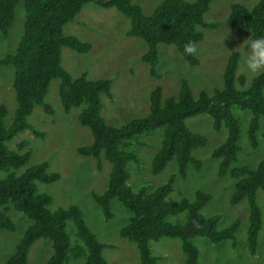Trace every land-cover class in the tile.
I'll return each mask as SVG.
<instances>
[{"label": "trees", "instance_id": "trees-1", "mask_svg": "<svg viewBox=\"0 0 264 264\" xmlns=\"http://www.w3.org/2000/svg\"><path fill=\"white\" fill-rule=\"evenodd\" d=\"M20 1L0 0V33L5 38L14 23ZM213 1L162 0L148 15L133 0H24L25 20L20 40L13 52L0 57V67L13 66L12 86L17 103L10 124L5 123L6 106L0 105V229L15 230L14 220L8 214L11 208L23 213L32 223L4 264H28L29 252L34 242L41 238L50 239L52 247V254L43 264H66L68 255L84 258L85 264H110L102 252L112 245L96 237L86 223L83 209L78 204L52 209V196L38 190L37 182H53L60 179L61 174L49 171L47 162L26 166L31 158L29 150L22 151L27 142L19 144L17 149L6 145L26 130L44 136L43 132L33 128L28 117L36 105L43 106L47 113H53L45 96L54 78L61 80L59 97L66 111L84 105L77 118L81 125L90 129L92 141L80 146L78 152L93 157L99 170L102 169V157L111 163L104 191H93L91 196L100 206L105 220L113 216L112 199H117L130 212L119 234L136 243L139 264H158V256L151 253L150 241L163 237L180 239L185 255L183 264L199 262V249L192 242L195 237H207L213 243L230 240L235 245V234L241 221L236 219L228 227L219 229L220 216L202 212L212 198L210 193L197 190L194 200H167L173 189L174 175L153 191L145 185L135 191L128 183V164L140 162L132 145L143 143L138 136L159 128L163 132L152 160V173L162 172L171 160H176L182 176H186L189 165L199 170L202 162L193 156V151L205 146L208 139L186 124L188 118L199 114H207L213 119L215 131L221 130L222 126L228 130L226 139L212 151V156L219 160L218 175L235 179L231 204L244 199L247 201V249L251 255L256 254L263 223L256 196L258 189L264 191V155L255 167L232 165L240 150L241 133L233 108L250 111L246 137L251 147L256 148L260 142L258 132L264 141V74L255 75L247 85L245 75L237 73L240 52L233 50L223 69L222 87L211 93L201 90L195 96L188 80L182 79L177 95L163 98L162 88L157 85L150 92V112L117 127L108 124L102 115L101 95L113 99L111 79H90L85 72L73 76L62 66L63 47L80 53L92 48L89 41L66 35L63 31L84 5L91 2L104 8L115 7L130 18L126 34L145 41L147 48L142 60L148 65L151 76L160 77L157 65L158 45L161 43L174 45L189 65L198 66V57L194 52L186 53L184 48L203 40L201 28L218 26V22L204 19ZM229 20L233 29L240 21L243 22L250 30L248 40L264 36V0H258L251 8L232 3ZM179 214H184L183 222L169 221L170 216ZM69 221L74 223V235L80 240L75 245L71 244L67 230Z\"/></svg>", "mask_w": 264, "mask_h": 264}, {"label": "rangeland", "instance_id": "rangeland-1", "mask_svg": "<svg viewBox=\"0 0 264 264\" xmlns=\"http://www.w3.org/2000/svg\"><path fill=\"white\" fill-rule=\"evenodd\" d=\"M162 0H133L139 4L144 13L151 14ZM194 1V0H186ZM258 0H214L210 9L204 14L207 22H218L216 28H201L204 38L192 43L194 54L200 60L198 66L189 65L174 45L159 44V78L150 75L148 65L142 60L146 43L138 37L127 36L130 18L115 7L104 8L94 3L84 5L75 19L67 23L63 31L66 35H75L92 44L90 51L80 53L69 47L62 48V66L73 76L87 73L90 79H111L113 99L101 95L102 115L113 126L126 125L130 120L146 116L150 112V92L155 86L162 88L163 98L177 95L180 82L187 79L195 96L201 90L211 93L223 85V69L233 50L240 52L238 74L245 75L247 85L254 77L244 68L242 56L246 53L245 44L250 36L242 21L233 29L230 26L229 11L232 3L238 2L251 8ZM25 20L24 0L16 8V17L8 36L0 33V57L13 52L23 32ZM13 66L0 67V105L7 108L5 123L10 124L16 112L15 91L12 86ZM61 80L54 78L45 96L53 113H47L44 107L36 105L28 117L29 123L44 136H37L31 130L19 133L13 140L6 142L10 149H17L22 142H27L22 151L29 150L30 161L26 166L47 162L49 171L61 174L60 179L44 183L37 182L38 190L52 196L50 207L57 209L70 204H78L84 212L86 223L96 237L112 247L103 249V256L110 264H139V251L135 242L121 237L120 228L127 223L130 212L117 199H112L113 216L105 220L100 206L93 200L91 192L101 193L107 183L111 163L102 157V169L97 168L93 157L81 155L78 148L92 141L88 127L78 121V114L84 105L66 111L59 97ZM240 123V150L237 160L232 165L255 167L264 155V141L259 135V145L252 148L246 133L250 118L249 110L233 108ZM189 129L204 134L208 141L203 147L194 149L193 156L200 159L202 167L196 170L188 166L186 176L178 172L176 160H171L159 174L151 171L152 160L159 149L162 128L138 136L143 143H135L139 164L130 162L127 166L128 183L133 190L148 186L153 191L174 175L173 189L167 200L187 198L194 200L195 192L201 190L210 193L212 198L204 205L202 212L206 215L218 214V228L228 227L234 220L241 223L235 234V245L230 240L213 243L207 237H195L192 242L199 249L198 264H264V191L258 189L257 202L262 210L263 223L259 232V244L255 255L247 249L248 204L244 199L231 204L230 197L234 191L235 179L219 176V160L212 156V151L227 137L228 130L222 126L215 131L213 119L207 114L188 118ZM8 214L13 218L15 230L0 229V264L15 251L16 244L32 221L23 213L11 208ZM184 214L169 217L171 222H183ZM67 230L71 244L80 243L74 235L75 226L68 222ZM151 253L158 256V264H183L185 255L181 250L179 238L163 237L150 241ZM52 254L51 240L41 238L34 242L28 256V264H43ZM66 264H85L84 258L68 255Z\"/></svg>", "mask_w": 264, "mask_h": 264}, {"label": "clouds", "instance_id": "clouds-1", "mask_svg": "<svg viewBox=\"0 0 264 264\" xmlns=\"http://www.w3.org/2000/svg\"><path fill=\"white\" fill-rule=\"evenodd\" d=\"M246 53L242 56V62L246 71L253 76L264 74V36L247 40ZM184 51L192 54L195 49L191 45H185Z\"/></svg>", "mask_w": 264, "mask_h": 264}]
</instances>
